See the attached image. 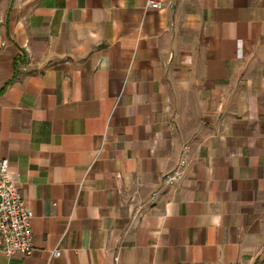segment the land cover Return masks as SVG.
I'll return each mask as SVG.
<instances>
[{
    "label": "crops",
    "instance_id": "0c3cea01",
    "mask_svg": "<svg viewBox=\"0 0 264 264\" xmlns=\"http://www.w3.org/2000/svg\"><path fill=\"white\" fill-rule=\"evenodd\" d=\"M154 1L0 0V264H264V0Z\"/></svg>",
    "mask_w": 264,
    "mask_h": 264
},
{
    "label": "built area",
    "instance_id": "2783aa9c",
    "mask_svg": "<svg viewBox=\"0 0 264 264\" xmlns=\"http://www.w3.org/2000/svg\"><path fill=\"white\" fill-rule=\"evenodd\" d=\"M148 8L160 9L161 3L147 0ZM175 175H165L163 182L170 184ZM32 213L24 204L18 185L10 177L8 162L0 160V253L6 258L14 255L28 257L32 254V233L30 229ZM58 256V250L52 252Z\"/></svg>",
    "mask_w": 264,
    "mask_h": 264
}]
</instances>
